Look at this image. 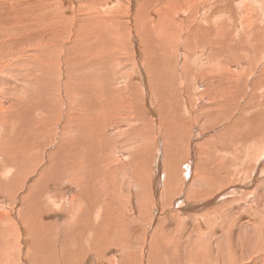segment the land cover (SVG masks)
<instances>
[{
    "label": "rangeland",
    "instance_id": "obj_1",
    "mask_svg": "<svg viewBox=\"0 0 264 264\" xmlns=\"http://www.w3.org/2000/svg\"><path fill=\"white\" fill-rule=\"evenodd\" d=\"M0 1L2 2V4L0 3V15H1L0 16V33H1L0 58L5 57L8 54H12L13 60L11 61L13 63L11 62V64H8L6 67L13 64L12 70H14L12 71V74L6 72V74H2V76L0 77V92H1L0 95H5V96L7 95L8 97H12L13 95V97L16 98V100L18 99L16 103L17 104L16 107L22 110L21 113H27L30 115L34 114L33 116L31 115V117H33L31 120L34 123L35 121H39L41 123L47 124L46 120H48L49 123V125L47 124L49 126L48 129H39L37 127H35L34 129V127L32 126L33 123L32 122L30 123V121H26L24 119H17L16 121H14L12 119V114L6 115L5 117L4 114H0V120L7 119L6 124H2V125L0 124V131H3L4 128L5 132H11L9 133L10 136L8 137V139L11 137L10 138L11 142L10 139L4 142L0 141V162H1L0 168L2 167L1 164L4 162V160L5 162L9 163L11 159L16 158L18 161H21L20 159H22L23 162L22 157L27 153L30 156H26L24 162L29 160L30 168L32 166H37L36 172L33 173L31 183L25 184L27 183V180L25 179L26 178L25 173H23L25 171L23 172L21 171L22 173H20L17 177H15V183L17 184L15 185V187L11 189V194L9 198L12 197L11 195L16 194V188L20 186V190H18V193L21 195V197L19 199L22 200V203L24 202L26 204L29 201V199H27L24 195L26 194V192H28V187H29L31 189L29 197L30 198L34 197L31 200L30 204L35 203V207L38 206L40 209H42V211L46 210L49 212L50 217L48 218V224L52 228L53 233H57V234H60L59 232L63 226V223L69 219V215H67L66 218L63 219L61 217V212L66 211L65 210L66 208H69L70 210H75L76 221L72 226L71 232L79 235L81 239H83V236L86 231L88 230L92 231L93 229H95L94 225H96L95 220L97 218L95 216L96 205L98 203L106 204L107 205L106 210H104L100 215V221L95 230V234L92 237V242L98 243L99 246H103V241L96 237V233L100 232L103 235L108 234L110 237L113 238V241H110V243L112 245H116L118 249H121V247L117 243H123L124 245H131L136 256L138 257L136 260H138L141 263V260L144 257V252L148 250L146 245L148 243L145 244V242L148 240L150 232L144 230L143 228L145 227L146 229L150 228L151 225L149 219V213H148V209L151 207V204L149 202H151V199L155 202L154 199H156V193L152 189L153 188L152 172L154 169L153 162L158 158V152L161 151V150L159 151L158 149L160 145L163 149L165 148V150L162 152L163 166L166 168V170L163 168L164 169L163 181L165 184L164 188L170 189L172 192L178 193L180 196L183 195V197H181L182 204L187 205L189 208L192 206V208H190L189 211L187 212L181 211L178 206H175L176 203L174 201L175 198L167 197L170 196V193L169 192L165 193L161 191V193L163 194L161 200L162 201L161 208L169 204L168 202L170 201H174V203L169 204L170 205L169 207L167 205L169 209L167 207H165L164 209H160V211L158 212L159 217L157 216L158 219L157 220L154 219L155 223L157 221L156 224H158L157 226H153L155 230L157 228H159L158 229L159 231L162 228L163 229L166 228L170 230V232L167 234L165 233L161 234L162 239L168 240L169 238H171L170 242L172 244L177 245V250L179 247H182L184 249L183 250L181 248L179 254L180 257L181 255L184 256L183 258L180 259V261L183 264L185 263V261L186 264H221L222 262H224L225 264H229L228 261L230 259V255H233L235 253H237L236 257L238 260L241 259L244 261L243 263L240 264H250L248 258L242 257V254H244L245 252V254L247 255L249 250H253L254 252L253 257L258 256L259 252L257 249H253L252 247H247L246 245L248 244L249 240L250 241L253 240L252 242L256 244L260 243L261 246L263 245L264 229L261 230V224L264 221V213L262 214L261 218L259 216H257L258 217L257 218L256 214H253L250 211V208L246 206L245 202L239 200L241 202L240 206L237 208H233L228 212H225L226 216L224 219L218 221L216 219H211V217L209 218L204 217L205 223L203 224L197 218L200 217V215H203L204 211L200 213L199 211H196V209H194V206L196 207L204 204L200 196L202 197L205 196L204 193L205 190H207L210 193H214L205 200H211L217 197H222L225 192H227L228 190H232L231 196L234 195V197L236 198H239L240 196H243L247 193L254 194L257 197V199L260 201V204L264 209V183L261 184L262 181H264V158L263 160L261 159L260 161V157L264 152V150L258 147L259 149L253 151V154L246 155L244 157V161L240 162L235 170L236 172L242 171V175L238 178L239 183L242 182L244 176L255 177L257 179V182L249 184L248 187L247 186L239 187L238 185L237 186L232 185L226 188L227 186L226 181L218 178V172H217L218 170L214 171L218 167L217 166L213 168H207V167L210 164L214 163L216 159H218L219 161L224 159L222 161L223 164L225 163L226 160L230 159L231 161L227 162L225 165H230L232 163V158L228 157L227 154H225L222 151V149L217 151L220 146L224 147L222 146L225 142L224 136L231 134V130H228L229 131L228 133L221 134L226 130H224V128L220 130L218 128L219 125H216L218 122H221L219 121V117L217 116L210 117L209 119L207 116L203 118L204 120H208L209 122H207V124L205 125L206 128L199 130L203 132V136L200 139L195 138V140L189 141L187 134H182L181 132L172 129V127L174 126H185L186 127L185 130H188L189 132V128H191V123H188L187 119L184 120L185 123L183 124L171 123V122L169 123V121L172 120V118L169 117L168 115H173L175 117L179 116L181 119H184L182 114L183 103L179 102L176 97L174 99H171L173 95H168L163 93L164 86L158 83L159 77H156V75L161 72H157L155 66L152 67V63H153L152 59L155 58V56H152L150 46L156 40L154 39L156 37V34L160 31L162 35V33H164L162 32V29L167 28L166 26L169 24H172L173 26H176V23L180 24L181 26L191 24L192 16H188L187 18L184 19L176 18L177 20H175L174 18L170 20L168 18L169 16L168 13L164 12L161 14H157L153 12L152 8L154 5H156L155 2L158 1L159 3L161 1V3L164 4L163 0H157V1L153 0L151 2L143 3L140 5L141 9L139 8V6H137L135 11L140 9L142 10L141 12L142 14L141 13L139 14L140 17L139 15L136 16V19L134 18V16L131 17L133 15L132 12H130V18L128 19L127 16L129 14L125 12L123 15H121L123 16L122 17L123 20H121L120 23L113 17L104 15V10L107 7H109V5L113 6L112 2L110 3V0H30V1L5 0L6 2L4 0H0ZM141 1L143 2V0ZM239 1L240 0H221L222 3L220 2L221 5L219 4L220 5L219 8H216V5L218 3L217 0L211 2L212 3L211 7L213 8L211 17L222 18L223 20L227 19L229 15L230 16L232 15L234 10L236 11L237 8L239 10L240 7L244 6V4L240 3ZM242 1L245 2L246 0H242ZM247 1L250 2V5L253 4L252 6L256 8L253 9L255 10L254 13H256L257 15V16L254 15L255 19H258L256 17H259L262 21H264V12L262 13V10H264V0H247ZM252 1L253 3H251ZM184 2L185 0H183V3ZM92 7L94 9L96 8V11L100 14L99 18L104 19L103 22H101L98 18L94 21H90V16L86 14L84 10L91 8L90 10L92 11L93 10ZM45 8L49 10V13H46ZM124 10L128 11V9L125 8L122 10V13L124 12ZM27 15L30 16L29 19L35 16L36 17L35 21H38L34 23V26L32 28H28V29L25 28L24 30H15L11 28V26L14 27V25L10 24V20H8V17H13V19L16 22L18 21V23H21ZM137 17L141 19H137ZM228 21H229V25L226 27L227 32H229L230 30L229 29L231 27L230 25L234 24L233 17H230ZM236 21L238 23V26H240L238 19ZM110 23H112L111 25L112 28L117 29L116 30L118 32L117 37L120 38V39L118 38V40L122 41L126 39V43L129 42L128 50L130 52H132L131 48L129 49L130 41L133 40L132 37H134L133 34L135 31L137 35L138 34L140 35V31H138V26L141 23V27L144 30V35L142 38L144 45L140 46L141 52L139 51L138 53L142 54V59H143L142 65L144 64V62H146L148 70L149 69L151 70L150 73L152 74V76L148 79L151 85L156 89L157 94L159 95V106L163 107L162 128L164 129V132L161 135H155L154 132L155 124L153 118L148 113L146 107L142 104L140 105L135 104V108L139 113V121L137 122L120 116H117L113 119H107L104 122L102 121V119L99 118V126L102 127L101 130L103 132L105 130L109 132V134L107 132V135H104V138H100L102 139L100 144L103 147V142H107V145L109 146V154H106V156L110 159L111 162L114 161V165L111 171H109L110 170L109 169L106 173L103 171L101 166V172H102L101 177L102 179L105 178L104 184L109 185L110 187L109 188L105 186L104 192H106L108 189L110 194H112L113 196L104 195L103 197L92 190H90L89 193L85 192L83 194L82 192V195H80L79 194L80 191L82 190L87 191V189H90V186L89 187L86 186L85 183L86 180L82 178L83 183H79L78 188H75L73 182L77 178L76 175H79L80 172H82L81 174H83L84 176L86 171L96 173L97 166L95 167L94 159L97 160V164L99 162V165L101 163H104L106 159L98 160L100 159V156H102L101 154L103 152L101 146H90L87 148L89 149V152L86 155L85 160L81 161L82 164L75 165L76 163L80 162V156L83 151L82 147L77 144V142L80 140V136L76 132H75L76 133L75 136L71 138V141L75 140L76 144H74V146L70 149L64 148L62 153L72 165V170L70 171L68 176L65 175L67 168L60 167V161L58 156H60L61 154L56 151H52V152L48 151L51 148L53 149L55 146L52 145V143H50L51 140H53L58 136L59 137L64 136V134L67 131H69V129L77 126L79 123L81 129H83L82 120L86 119L88 122L87 114L85 116H81V114L77 112V105L80 101L77 98H75V92H73V89L77 86L76 78H74V76L71 73H66V76L60 74L58 72V68L62 70L63 68L66 67L67 63H68V68H70V65L73 63V60L75 59L72 57V53H71L73 47L79 46V49L82 48V50H89L92 53L97 52L98 49H100V46L97 44L98 42L96 41H98L100 37L97 34H93L94 40H92V42H88L87 40L83 39V37H85L84 35L87 33H95L100 30L101 32H107L106 30L107 28L105 26H107V24ZM206 25L210 26V24H206ZM73 30L75 31V33ZM119 31H121V33ZM76 32H78V35L83 33V35H81L82 37L78 35L75 37ZM69 38L71 39L69 40ZM262 40L263 38L260 39L259 42ZM55 44H57V50L55 49L53 51V47H51L50 45H55ZM257 44L260 45L259 43ZM41 46L45 48L44 52H46L45 56H41L42 59H44L48 63V65L52 63V65H50V68L52 70L48 68L50 70L47 71L48 74H46L45 71L42 69L43 64H40L39 66L38 64L30 65L27 63L28 61L32 63L42 61L41 59H39V55H40L39 48ZM263 50L264 47L256 48V51L259 52H262ZM64 51H66L67 54L64 53ZM47 53H51V54H47ZM167 54L170 53L168 52ZM167 54L163 55V53H161L158 56L159 57L163 56L162 58H165V55ZM97 56L100 62L106 63V67L102 69L105 70L109 69L107 64L108 59H104L99 55ZM124 56L126 57H123L122 62L120 64L117 63L116 67H114L115 70L111 68V70H113L112 78L110 76L109 79H111L112 81H110L108 84L111 83L114 84L113 83L115 82L114 80H117L118 78L121 79L122 77H124L125 80L128 81L127 77L130 76V81H133L131 84H134L132 92L136 94L138 100H141L138 83L137 81H135L134 78L136 77L135 76L136 74L133 73L134 68L135 71L137 70L133 63L134 58L130 60L131 58L130 56L128 55H124ZM132 56H133V52H132ZM35 58H38V61L34 60ZM59 64H61V66L64 67L63 68L61 66L58 67ZM128 68L130 69L128 70ZM39 69H42L40 70L41 72L38 71ZM119 69L120 71H118ZM29 70L34 71V72L32 71L33 74H31V78L30 77L27 78L26 76L29 74L28 73ZM44 74L47 75L48 77H44ZM23 75L24 77H22ZM78 79L82 81L79 84V86L82 88H87L93 84L98 83V82L91 83V81H89L84 75L80 76ZM62 83H64V86L62 85ZM63 88H66L67 90L63 94V95L66 94L65 95L66 97L64 96V99H62L61 97V94L63 93V91H65L63 90ZM83 90L86 91V89ZM21 94L24 95L26 98ZM57 99H60V103H58V101H55ZM71 99H73L74 101H70ZM50 100H52L51 103H49ZM117 101L118 98H115L113 100V103L114 102L117 103ZM169 101H171L173 104L176 103L175 108L177 109H170L169 105L162 106ZM99 102H102V99L100 97H98L97 101H94L95 104ZM48 104L50 106L53 105L52 112H55V114L57 113V116L52 114V112H49L51 107H49L48 110V106H49ZM117 104L120 105L124 104L125 106L128 107H132L133 105V103L129 102V100L127 99L121 100ZM63 106H67L69 108L68 110L69 113H73V117L70 120H68V123H63L61 121V118H63L61 117V115L63 114L62 111ZM2 116L4 118H2ZM166 116H168L169 120L166 119ZM42 118H45V120H43ZM192 118L190 120L191 122H193L192 120L199 121V119L197 120L195 118L193 119ZM9 120H10V124H9ZM199 122L198 124H200L199 125L200 128L204 124H202L203 123L202 121ZM262 122H264V118L262 119ZM12 123L15 126L12 125ZM122 123L124 124L122 125ZM3 125H7V126L3 127ZM263 125L264 123H262L259 128H262ZM208 127L209 129H211L210 130L211 132L207 130ZM124 128L125 130H123ZM69 134L70 131L66 135ZM72 135H74V133L69 136L71 137ZM156 136H160V138L162 139L159 142H157ZM89 137L91 136L89 135ZM117 137H118V141H121L123 144L120 150L118 148L121 146L120 145L121 142L120 143L117 142ZM262 139L264 140V137H262ZM42 143L44 144L43 147L41 146ZM49 143L50 146L53 147L49 148ZM189 144L190 146L194 147V149H196V151L199 153L197 154L198 157L196 156V159L193 164L194 169H192V175L193 172L194 175L190 176V180L186 184V182L183 181L184 179L183 174L185 173L186 167L190 162L188 155ZM12 148H14L13 149L15 151L14 153L11 151ZM37 148L40 151H37L36 150ZM209 150L211 151L209 152ZM117 151L118 154H116ZM119 153L121 155L125 154L124 157H126L125 158L126 161L125 163L121 162L118 166L119 160H116L115 157L119 155ZM180 153H182V157H180ZM52 154H55L56 156L54 163H52L51 161ZM150 169H152V171ZM140 176H142L143 178L142 184L138 183V178ZM94 179L95 178H93V181ZM160 179H162V176L160 177ZM0 184H1V179H0ZM1 188L2 186H0V189ZM178 190L180 193L182 192L181 193L182 195L178 192ZM46 192H49L48 196H45ZM109 192L107 191V194H109ZM116 196H119L120 199H122L123 201L128 200L127 198L128 196L129 198L133 197V200L137 199L138 201L140 199L143 201L144 199L142 198H145L143 203L141 200H140L141 202L140 204L137 203L138 207H141L138 208L140 214L134 215L136 219H140L142 223L144 222V224L142 223L140 224L138 222L137 223L138 227H133L132 220L129 218L128 215L123 216L120 214V215L111 216L110 211L115 205L118 204L117 203L118 199L116 198ZM158 198L160 199V196ZM164 198H166L165 201ZM59 203L62 204V207H58ZM123 205L125 207L126 202H123ZM221 207L222 206L220 207L214 206L211 207L209 211L214 210L215 214L213 216L215 218L218 217V219H220L219 216L225 214L222 212ZM124 212H126V210ZM162 215L164 217V220L163 218H161ZM188 218L190 220H187ZM254 219H256L255 221L258 220L257 224L254 223ZM107 222H109V226L105 227L104 225ZM159 222H161V224ZM29 223L31 225L37 226L33 220L29 221ZM5 224H8V222L5 221ZM201 224L204 225L205 227L207 225L208 227L204 228ZM23 225L24 227H27L25 224ZM159 225H162L161 228ZM165 225L167 226L165 227ZM78 226L80 231L77 228ZM198 227H202L203 229H200ZM209 232L211 233V235L209 234ZM172 233L174 234L172 235ZM179 234L181 235V237L182 234H190L191 238L189 239V243L179 244L177 242V237ZM207 234H209L208 235L209 240L208 237L207 238L205 237L203 239L197 237V235L205 236ZM121 236L123 238H120ZM198 239L201 241L199 243L200 246L202 245V247L204 248L207 246L205 244L208 243L209 241L212 243L211 249L209 250L205 249L206 252H204L203 255L197 254V252H199L198 248L200 247L198 244ZM152 247H154V245L150 246L149 248ZM57 249H58V254L57 253L55 254V252H53L54 258L58 257L57 260H61V259L66 260L69 257V249L66 245L63 247H57ZM258 249L260 250L261 247H259ZM3 250L4 249H2L1 252ZM262 253L264 254V251H262ZM162 254H163V258L162 259L156 258L155 264H163L166 258H168L169 260L168 264L174 263L171 252H167L166 250H163ZM185 257L187 258L184 259ZM73 258L74 255L69 257L70 260H72ZM120 259H121V264L133 263L127 257H122ZM261 259L260 262L258 260L255 263L264 264V259L263 258ZM175 264H178L177 261L175 262Z\"/></svg>",
    "mask_w": 264,
    "mask_h": 264
},
{
    "label": "bare ground",
    "instance_id": "obj_2",
    "mask_svg": "<svg viewBox=\"0 0 264 264\" xmlns=\"http://www.w3.org/2000/svg\"><path fill=\"white\" fill-rule=\"evenodd\" d=\"M151 1L153 0H143V2L141 0H110V3L112 2L113 6L109 5V7H107L104 10V15L113 17L120 23L121 20H123L122 19L123 16L121 15L127 12V14L129 15L126 16L129 19L130 12H132L133 15L131 17L134 16V18L136 19V16H138L142 12V10H140L141 9L140 5ZM213 1L215 0H185L184 3L183 0H177V1L163 0L164 4H162L161 1L159 3L158 1L155 2L156 5H154L152 8L153 12L157 14H161L164 12L168 13L169 15L168 18L170 20L174 18L175 20H177L176 18L184 19L187 18L188 16H192V23L181 26L180 24L175 22L176 26L169 24L166 26L167 28H163L162 32L164 33H162V35L160 31L156 34V37L154 38L156 40L150 46L151 54L152 56H155V58L152 59L153 62L152 67L155 66L157 72H161L158 73L156 77H159L158 83L164 86L163 93L168 95H173L171 99H174L176 97L179 102L183 103L182 114L184 119H181L179 116L175 117L173 115H168L169 117L172 118V120H170L169 123L171 122V123L183 124L185 123L184 122L185 119L188 120V123H191V128H189V132L188 130H185L186 128L185 126H174L172 127V129L179 131L182 134H187L189 141H193L195 140V138L200 139L203 136V132L199 130L206 128L205 125L207 124V122H209L208 120H204L203 119L204 117L207 116L208 119L214 116L219 117V121L221 122H218L216 125H219L218 128L220 130L223 128L224 130H226L220 133L225 134L229 132L228 130H231V134L224 136L225 142L222 145L224 147L220 146L221 148L219 147L217 151L222 149V151L225 154H227L228 157L232 158V163L230 165H225L227 162H230L231 160L228 159L223 164L222 161L224 159L221 161L216 159V161L210 164L207 168H213L215 166L218 167L214 171L218 170L217 171L218 178L226 181L227 183L226 188L232 185H236V186L238 185L239 187L240 186L248 187L249 184L257 182V179L255 177L244 176L242 182L239 183L238 178L242 175V171L236 172L235 170L238 164L244 161V157L246 155L253 154V151L258 150L259 148L264 150V140L262 139V137H264V125L262 126V128H259L260 125L264 123L262 122V119L264 118V50L262 52L256 51L257 47L260 48L264 47V21H262L259 17H256L258 19H255L254 15H256V13H254L255 10L253 9L256 8L252 6L253 4L250 5V2H248L247 0L245 2L240 0L239 2L243 3L244 6L240 7L239 10L238 8L236 9V11L234 10L235 13L233 11L232 15L231 16L229 15L227 19L224 18L225 20H223L222 18H214V17L212 18L211 14L213 8L211 7L212 6L211 2ZM217 1L218 3L216 5V8H219L221 5L220 4L221 0H217ZM0 3L2 4L1 1ZM251 3H253V1ZM137 6H139L140 9L135 11ZM125 8H127L128 11L124 10V12L122 13V10ZM90 9L91 8L84 10V12L90 16V21H94L98 18L101 22H103L104 19L99 18L100 14L96 11V8L95 9L93 8L92 11ZM45 11L46 13H49V10L47 8H45ZM263 12L264 10H262V13ZM29 17L30 16L27 15L21 23H18V21L16 22L13 19V17H8V20H10L11 25H14V27L11 26V28L15 30H24L25 28L27 29L32 28L34 26V23L38 22L35 21L36 19L35 16L33 18L31 17V19H29ZM139 17H137V19H141ZM230 17H233L234 24L230 25L231 26L229 28L230 30L229 32H227L226 27L229 25L228 19ZM237 19L239 21L240 26H238V23L236 21ZM206 24H210V26H207ZM111 25L112 23L107 24V26H105L107 28L106 29L107 32H101L100 30L95 33H87L84 35L85 37H83V39L87 40L88 42H92V40H94L93 34H97L100 37L99 40L96 41L98 42L97 44L100 46V49H98L97 52L92 53L89 50H82V48L79 49V46L73 47L71 53H72V57L75 59L73 60V63L70 65V68H68L67 62H65L67 63L65 68H63L64 66L62 67L61 64H59L58 66V67L61 66L63 68L61 69L64 70L62 71L60 70V68H58V72L60 74L66 76V73H71L74 76V78H76L77 86L73 89V92H75V98H77L80 101L77 105V112H79L81 116H85L87 114L88 122L86 119L82 120L83 129H81L80 123L77 126L69 129L70 131L69 135L74 133V135H72L71 137L69 135H66L69 132L67 131L64 134V136L62 137L58 136L53 140H51L50 143H52V145L55 146L52 149L51 147L53 146H50L49 143V148H51L52 150L49 149L48 151L50 152L56 151L61 154L60 156H58L60 161V167L67 168V171L65 173L66 176H68V174L72 170V165L62 153L64 148L70 149L74 146V144H76L75 140L71 141V138L75 136L76 133L79 134L80 136V140L77 142V144L82 147L83 151L80 156V162L76 163L75 165L82 164L81 161L85 160V157L89 152V149L87 148L90 146H101L103 152L101 154L102 156H100V159L98 160L106 159L105 162L101 163L100 165L99 162L97 164V160L94 159L95 167L97 166L96 173L86 171L84 176L83 174H81L82 172H80L79 175H76L77 178L73 182L75 188H78L79 183H83L82 178L86 180V181L84 180L86 186L88 187L90 186V189H87V191L85 190L80 191L79 192L80 195H82V192L84 194L85 192L89 193L90 190H92L103 197L104 195L113 196L112 194H110L108 189L107 191L109 192V194H107L106 190H105L106 192H104V187L105 186L109 187V185L104 184L105 178L102 179L101 177V173H102L101 166L103 171L106 173L109 169H110L109 171H111L114 165V161L111 162L110 159L106 156V154H109V146L107 145V142H103V147L100 144L102 140L100 138H104V135H107L108 131L105 130L103 132L101 130L102 127L99 126V118L102 119V121L104 122L107 119H113L117 116H120L137 122L139 121V113L135 108V104L136 105L142 104L146 107L148 113L153 118L155 124L154 127L155 135H161L164 132V129L162 128L163 107L159 106V95L157 94L156 89L151 85L148 79L152 76V74L150 73L151 70L150 69L148 70L146 62H144V64L142 65L143 62L142 54L138 53L140 51V46L144 45L142 40L144 35V30L141 27V23L139 25L140 27L136 25L138 26V31H140V35L139 34L137 35L135 31L133 34L134 37H132L133 40H131L129 44L130 46L129 49L131 48L134 57L132 56V52L128 50L129 42L126 43V39L122 41L118 40L119 37H117V33H118L116 31L117 29L112 28ZM119 32L121 33V31ZM77 35L78 32H76L75 37ZM81 35H83V33L79 34L78 36L82 37ZM262 38L263 40L259 42V40ZM70 39L71 38H69V40ZM257 43H259L260 45H258ZM50 46L53 47V51L55 49L57 50V44ZM44 51L45 48L41 46L39 48V52H40L39 59L42 60L41 62L32 63L28 61L27 63L30 65L38 64L39 66L40 64H43L42 69L45 71L46 74H48L47 71L49 69L52 70L50 68V65H52V63L48 65V63L44 59H42L41 56H45L46 53ZM168 52L170 54H167ZM64 53L67 54L66 51H64ZM161 53H163V55L167 54L165 55V58H162L163 56L162 57L158 56ZM47 54H51V53H47ZM96 54L104 59H108L107 64L109 69L107 70L102 69L106 67V63L100 62ZM124 55L130 56L131 57V58L129 57L130 60L134 58L133 63L137 70L135 71L134 68L133 73L136 74L135 75L136 77L134 78L135 81H137L138 83L141 100H138L136 94L132 92L134 84H131L133 81H130V76L127 77L128 81L125 80L124 77H122L121 79L118 78L117 80H114L115 81L113 82L114 84L112 83L108 84L110 81H112L111 79H109L110 76L112 78L113 70H111V68L115 70L114 67H116L117 63L120 64L123 60V57H126ZM11 60H13L12 54H8L7 56L0 58V77L2 76V74H6V72L12 74V71H14L12 70L13 64L6 67L8 64H11L12 62ZM34 60L38 61V58H35ZM42 69H39L38 71L41 72L40 70ZM129 69L130 68H128V70ZM32 71L33 70H29L28 73L30 75L29 74L26 75L27 78L29 77L31 78V74H33ZM118 71H120V69ZM83 75L89 81H91V83L93 82H98V83L93 84L87 88L80 87L79 84L82 81L79 80L78 78ZM22 77H24V75ZM44 77H48V76L44 74ZM62 85L64 86V83H62ZM83 89H86V91H84ZM63 90L65 91H63V93L61 94L62 99H64V96L66 95L63 94L67 91L66 88H63ZM6 96L0 95V114H4V117L6 115L12 114V119L14 121H16L17 119H24L26 121H30V123L31 122L33 123L32 126L34 127V129L35 127L39 129L49 128L48 120H46L48 125L41 123L39 121H35L34 123L31 120L33 118L31 117V115L33 116L34 114L30 115L27 113H21L22 110L16 107L17 105L16 103L18 99L16 100V98H14L13 95L12 97H8V96L6 97ZM98 97L102 99V102L95 104L94 101H97ZM115 98H118L117 103L121 100L127 99L129 100V102L133 103V105L132 107H128L125 106L124 104L120 105L115 102L113 103V100ZM55 101H58V103H60V99H57ZM70 101H74V100L71 99ZM51 102L52 100L49 101V103ZM175 104L169 101L162 106L169 105L170 109H177L175 108L176 107ZM52 106L53 105L48 106V110L49 107H51L49 112H52ZM68 110L69 108L67 106H63L62 108L63 114L61 115V117H63L61 118V121L63 123H68V120H70L73 117V113H69ZM52 114L57 116V113L55 114V112H52ZM168 116H166L167 120H169ZM4 117L2 116V118ZM192 117L197 120L199 119V121H202L203 122L202 124L204 125H202L199 128L200 125L198 124L199 121L196 120H192L193 122L190 121ZM42 119L45 120V118ZM6 120H0V124L1 125L6 124L7 123ZM9 124H10V120H9ZM123 124L124 123H122V125ZM12 125L14 124L12 123ZM5 126L7 125H3V127ZM123 130H125V128ZM207 130L210 131L211 129H209L208 127ZM9 133L11 132H5V129L3 128V131H0V141L1 142L8 141L11 138L10 137L8 139V137L10 136ZM89 135L91 137H89ZM156 139L157 142H159L162 138H160V136H156ZM117 142L119 143L121 142L118 141V137H117ZM120 145H118L120 146L118 148L119 150L123 146L122 142L120 143ZM41 146L43 147L44 144L42 143ZM13 149L14 148H12L11 151L14 153L15 151ZM158 149L159 151L160 150L161 151L158 152V158L156 157L157 159L154 160L153 162L154 169L152 172V179L154 180V181L152 180V185H153L152 189L156 193V199H154L155 202L152 199L151 202H149L151 204V207L149 205L150 208L148 209V213H149V219L151 225L150 228L147 229L146 227L143 228L144 230L150 232L149 238L145 242V244L148 243L146 244L148 250L144 252V257L141 260V263L138 260H136L138 257L136 256L131 245H124L123 243H117L121 247V249H118L116 245H112L110 243V241H113V238L110 237L108 234L103 235L100 232L96 233V237L103 241V246H99L98 243L92 242V237L94 236L95 230L100 221V215L104 210H106L107 207L106 204L98 203L96 205L95 216L97 218L95 220L96 225H94L95 229H93L92 231L90 230L86 231L83 236V239H81L79 235L71 232L72 226L76 221L75 210H70L69 208H66L65 209L66 211L61 212V217L63 219H65L67 215H69V219L63 223V226L59 232L60 234H57V233H53L52 228L48 224V218L50 217L49 212L46 210L42 211V209H40L38 206L35 207V203L30 204L31 200L34 197L33 198L29 197L31 190L29 187H28V192H26V194L24 195L27 199H29V201L26 204L24 202L22 203V200L19 199L21 197V195L18 193V190H20V186L16 188V194L11 195L12 197L9 198L11 194V189L15 187V185L17 184L15 183V177H17L20 173L25 171L23 172L25 173L26 176L25 179L27 180V183L25 184H28L31 183L33 173L36 172L37 166H32L30 168L29 166L30 161L27 160L24 162L25 157L30 156L27 153L22 157L23 162L22 159H20L21 161H18L16 158L11 159L9 163L5 162L4 160V162L1 164L2 167L0 168V179H1L0 186H2V188L0 189V208H2L0 209V252L2 249H4L0 253V264H119V262L121 264L120 258L122 257L129 258L133 262L132 264H151V263L155 264L156 258L159 259L163 258V254H162L163 250H166L167 252H171L174 260L173 264H175L176 261L178 264H183L180 261V259L183 258L184 256L182 255L181 257L179 256L182 247H179L177 250V245L172 244L170 242L171 238L168 239L167 237L168 240L162 239L161 234L164 233L167 234L170 232V230L166 228L164 229L162 228L159 231L158 230L159 228L155 230V228L153 227L158 225L156 224L157 221L155 223V220L158 219L157 216L160 209H164L165 207H167V205L169 207L170 206L169 204L174 203V201L177 203V204L175 203V206H178L179 209L183 212L185 211L187 212L189 211L190 208H192L191 205H190L191 207L189 208L187 205L182 204L181 201L182 200L181 197H183V195L181 194L182 192L180 193L178 190V192L182 195L180 196L178 193L172 192L170 189L164 188L165 184L163 181L164 179L163 172L164 169L166 170V168L163 166L162 152L165 150V148L163 149L159 145ZM36 150L40 151L38 148ZM188 150H189L188 155L190 162L186 167L185 173L183 174L182 172V174L184 175L183 181L186 182V184L190 180V176L192 175V169H194L193 164L197 154L199 153L196 151V149H194V147L190 146V144ZM210 151L211 150H209V152ZM116 154H118V151L116 152ZM124 155L123 154L121 155L119 153V155L115 157L116 160H119L118 166L121 162L125 163L126 157H124ZM180 157H182V153H180ZM55 158H56L55 154H52L51 155L52 163L55 162ZM263 158H264V152L260 157V161L261 159L263 160ZM150 170L152 171V169ZM161 176L162 179H160ZM93 178H95L94 181ZM138 183L139 184L143 183L142 176L138 178ZM263 183L264 181H262L261 184ZM161 191L165 193L169 192L170 196L167 197L175 198L174 201L168 202L169 204L165 205L162 208H161V203H162L161 200L163 194L161 193ZM231 191L232 190H228L227 192L224 193L222 197H217L211 200H205L206 198L214 194L205 190L204 191L205 196L204 197L200 196L204 204L196 207L194 206V209H196V211H199L200 213L204 211V214L200 215V217H198L197 219L203 224L205 223L204 217L206 218L211 217V219H216L218 221L224 219L226 216L225 212H228L231 209L240 206L241 202L239 200L244 201L246 206L250 208V211L253 214H256V217L257 216H259L260 218L262 217V214L264 213V209L262 208L260 201L257 199V197L254 194L247 193L243 196H240L239 198H236L234 197V195L231 196L232 194ZM48 195L49 192H46L45 196ZM159 196L160 199L158 198ZM116 198L118 199L117 201L118 204L112 208V210L114 211L111 210L110 215L111 216L120 215V214L123 216L128 215L129 218L132 220V226L138 227L137 223L139 222L141 224L142 222L140 219H136L134 215L140 214L138 208L141 207H138V204L141 203L140 202L141 199L139 201L136 198H135L136 200H133V197L129 198L128 196L127 197L128 200L123 201L122 199H120L119 196H116ZM142 199L145 200V198ZM165 199L166 198H164V201ZM123 202H126L125 207L123 205ZM214 206L223 207V209L221 207V210L225 214L222 215L220 214L221 215L219 216L220 219H218V217L215 218L213 216L215 214L214 210L209 211V209ZM58 207H62V204L59 203ZM123 208L126 210V212H124L125 210ZM161 218H163L164 220L163 215ZM189 218L187 220H190ZM32 220L37 226L31 225L29 223V221ZM255 220L256 219H254V223L257 224L258 220L257 221ZM5 221L8 222V224H5ZM159 223L161 224V222ZM23 224H25L27 227H24ZM142 224H144V222ZM104 226L108 227L109 222H107ZM159 226L161 228L162 225ZM166 226L167 225H165V227ZM202 226L204 228L208 227L207 225L206 227L204 225ZM77 228L79 230V226ZM198 228L203 229L202 227H198ZM263 229H264V221L261 224V230ZM173 234L174 233H172V235ZM209 234L211 235L210 232ZM209 234L205 236L197 235V237L203 239L205 237L207 238ZM182 237L180 234L177 237V242L179 244L189 243V239L191 238L190 234H182ZM120 238L123 237L121 236ZM252 241L249 240L246 246L252 247L253 249H257L259 252L258 256L253 257L254 254L253 250H249L247 255L244 252V254H242V257L244 258L247 257L250 264H257L255 263L256 261L259 260L260 262L261 258L264 259V254L262 253V251H264V241L262 246L260 243L256 244ZM200 242L201 241L198 239V244ZM65 245L69 249V257L74 255V258L72 260H70L69 257L66 260L63 259L57 260L58 257L54 258L53 252H55V254L56 253L58 254L57 247H63ZM152 245H154V247L149 248ZM205 245L207 246L204 248L202 247V245L200 246L199 244L200 247L198 248L199 252H197V254L203 255L204 252H206L205 249L207 250L211 249L212 243L209 241ZM259 247H261L260 250L258 249ZM236 256L237 253L230 255V259L228 263L240 264L244 262L241 259L238 260ZM186 258L187 257H185L184 259ZM168 263L169 260L168 258H166L163 264H168ZM184 264H186V261ZM221 264H225V263L222 262Z\"/></svg>",
    "mask_w": 264,
    "mask_h": 264
}]
</instances>
